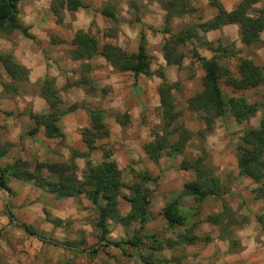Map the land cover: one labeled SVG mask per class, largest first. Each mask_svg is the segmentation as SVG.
<instances>
[{"label":"crops","instance_id":"obj_1","mask_svg":"<svg viewBox=\"0 0 264 264\" xmlns=\"http://www.w3.org/2000/svg\"><path fill=\"white\" fill-rule=\"evenodd\" d=\"M49 2L50 0L18 1L19 22L22 27L26 28V32L32 39L25 38L18 32L0 35V54L10 55L17 65L26 70V81L17 82L11 81L0 67V144L8 145V153L0 159V166L9 164L14 159L28 162L64 163L73 155V163L76 167L75 174L77 179H80L85 161H89L91 165L100 163L102 161V150L107 148L109 149L108 160L115 163L117 170L120 172L122 183L120 196L117 198L119 215L125 216L129 212V203L125 200V197L129 196L127 187L133 181H137L131 171L145 173L149 177L156 178V180L154 183L145 184L150 191V198L147 210L148 220L143 224V233L159 234L160 232L165 238L169 237L170 233L167 234L163 229L164 220L160 215V210L165 204L177 198L185 182H191L195 177L188 170L179 169L182 154L172 157L162 156L156 164H153L146 159L142 150L143 144L151 140L146 127V122L150 119L148 113L159 105L156 93L158 78L152 75L146 77L141 74L133 77L130 72L113 71L101 57H95L86 61L85 64L89 67L88 73L92 71L91 76L93 78H90V84L93 86L94 91L98 93L105 90V98L99 94L87 95L83 87L74 85L83 77V62L70 58L69 51L73 48L71 40L77 30L92 34L95 31H101L105 24L104 19L98 11V6H94L92 3L71 14L63 10L62 19L60 22H56L49 12ZM218 2L226 12L231 11L233 8L234 2L232 0H218ZM198 5L201 7L207 6V0H199ZM124 15L128 18L126 12H124ZM163 15L164 12L159 6L152 2L147 6V11L144 12L139 23H119L121 32L118 33L112 43L122 50L126 47L128 49L129 47L135 48L140 27L141 25L146 26L151 29L144 31L148 54L154 55L155 62L162 69L163 74L169 76L175 69L165 64L161 52L157 50L158 46L162 44L160 29ZM211 18L212 16L204 18L203 22ZM99 33L100 36L101 32ZM222 39L234 43L235 48L242 46L238 40V28L234 24L224 25L203 34V40L206 42L216 43ZM188 41L195 42L191 38ZM196 51L202 58L210 59L212 57V54L204 49H196ZM198 71L197 75L203 76L201 68ZM45 76L53 80V86L62 105L84 104L89 106L90 102H93L95 106L102 110L109 109L119 114H126L127 126L121 127L113 117L104 116L102 123L107 130V136L102 139H94L93 150L88 152L86 158L79 156L87 153V148L81 140V131L92 129L83 108H76L59 117L56 127L63 138L46 132L40 126L32 136H27L26 132L31 129L32 123L27 118L26 112L30 111L34 115L47 112V105L38 94L39 83ZM167 80L172 82L168 77ZM7 84L11 86L10 89L3 91V85ZM227 88L229 89L227 96L234 98H242L247 91L251 90L232 91L229 87ZM99 101H101L100 105L97 104ZM199 129H203V125H200ZM206 141L207 143L211 141V137ZM223 154L225 155V151H223ZM217 160L215 175L221 184L228 183L229 194H232V192L235 194L233 200L241 202V209L253 217L264 215V200L246 201L249 191L255 187L252 180L239 176L236 164L231 166L228 160V162L225 161L224 156L217 155ZM262 185L264 186V180ZM6 187L9 189L7 193L11 204L9 208L10 215L15 219L16 224L33 229L35 234L28 236L21 244L15 243L11 239V233L15 232V229L8 225L7 217L2 214L5 207L6 191L0 189V213L2 214H0V229L4 228L9 232L5 237L2 232L0 234V251L7 253L23 251L26 254V259H35L39 261V264H43L34 255V252L39 251L40 241H46L45 239L48 238L42 240L39 236H51L52 240H57V237L62 236V230L58 226L53 227L51 223L45 221L44 212L48 213L52 219L61 222L75 220L74 227L80 228L79 231H82L83 241L88 245L91 235L95 232L91 223L95 220L96 213L84 196L81 195L78 198L79 205H77L76 200L73 198L54 199L51 195L43 193L39 188L28 182L9 179ZM229 194L225 193L222 196L228 197ZM176 200L178 201L177 209L183 216L186 213L181 203L195 202L191 196H181ZM227 200L229 199L227 198ZM228 203L231 208L235 206L234 202ZM210 210L209 213H218L221 207ZM189 213L186 217L184 216L188 227L192 226L190 222L192 216ZM240 213L242 212L239 210L237 214ZM135 224L133 223V226ZM107 225L108 233L105 236L107 240L119 241L124 237L123 229L119 224L112 225L111 221H107ZM256 225L254 222H250L249 226H245L244 229L246 230L248 227L256 229ZM136 227L138 228V225ZM194 229L196 230L193 235L195 234L196 237L203 233L207 234L205 242L197 244L195 240L192 244L165 249L162 252L163 257H180L181 255V260L177 264H264V243L256 245L257 247L254 249L247 248L229 254L226 252L227 243L218 238V231L215 226L202 222L199 229ZM79 231L78 235L80 236ZM244 232V230L237 231L236 235H243ZM21 233L15 232L17 235ZM34 239L38 241L36 245L33 243ZM260 239L264 241L263 234ZM104 242L106 241L95 243L91 245L90 249L83 248V253L92 251L97 253L98 245ZM113 249L117 256L123 257L118 247ZM80 250L81 248H66L67 253H64L62 257L70 260L73 257L72 253ZM238 258L242 261L236 262L235 260ZM126 259L129 261V263L125 261L127 264H141L134 256ZM18 260L22 261L23 259ZM18 260L15 259L16 264H20Z\"/></svg>","mask_w":264,"mask_h":264},{"label":"trees","instance_id":"obj_2","mask_svg":"<svg viewBox=\"0 0 264 264\" xmlns=\"http://www.w3.org/2000/svg\"><path fill=\"white\" fill-rule=\"evenodd\" d=\"M155 2L164 12L163 25L172 19L189 14L192 11L191 0H151ZM259 0H241L231 11L226 12L217 0H208V5L215 10L211 19L198 23L196 26L181 29L175 34H169L166 29L163 34L168 36L161 46V56L166 65L178 66L182 56L176 51V46L183 45L190 38L196 36V32L216 30L224 25L234 24L238 28V40L244 47L255 45L259 41V33L264 30V8L256 11L255 16H249L250 6ZM264 4V0H260ZM18 0H0V34H10L18 32L23 37L32 39L22 27L18 19ZM81 0H51L49 11L56 22L62 19V11L71 14L78 9H83ZM100 15L108 21H114L112 12L106 7L100 11ZM69 51L72 60L83 62V77L74 83L75 86L83 87L85 93L90 95L94 92L93 86L87 74L89 67L86 61L95 57H101L112 70L117 72H130L133 77L141 74L143 76L154 75L149 69V58L144 52V35L139 33L136 51L125 53L119 47L112 44H101L86 32L77 30L74 32ZM203 45L215 56L205 59L196 55L195 59L200 64L203 76L200 78V90L186 100L187 109L197 114L203 125V129L196 133L203 136L212 129L216 119L230 117L235 123L247 122L253 118L256 112L261 110L258 124L255 128H247L242 132L235 147V161L239 176L252 180L255 184L250 190L251 200H264V97L258 102L247 103L242 98H234L224 95L220 89L221 85L229 87L232 91L254 89L264 82V70L254 65L248 58L233 52V43L229 46L220 45L216 42L213 47L211 42L203 41ZM228 55V57H227ZM221 58H230L234 66L236 76H231L229 70L220 65L217 61ZM0 67L4 74L12 81L25 82L26 70L17 65L10 55L0 54ZM156 76L161 80L156 93L158 96V108L160 112L161 130L160 134L152 135V139L142 146V150L147 160L156 164L162 156L172 157L181 155L186 143L192 137V133L183 126L178 125L177 118L179 112L172 103L171 88L174 86L165 82L163 74L158 72ZM10 85H3V91L9 90ZM39 96L47 105V112L41 115L26 112L27 118L31 121L32 127L26 132L27 136H32L40 126L46 132L63 138L56 127V122L62 115L83 108L86 112L92 130L81 131V140L87 148V153L79 156L86 158L88 152L93 150L94 139H102L107 136V130L102 123L104 113L101 109L88 107L84 104H71L63 106L58 98L57 91L53 86V80L44 77L38 87ZM121 118L126 115L116 114L114 120L122 127ZM175 135V139L170 141L169 137ZM8 145L0 144V159L6 154ZM102 161L96 165H91L85 161L81 178L77 179L76 167L73 163V155L68 161L62 163H42L35 162L33 167L20 160H15L11 164L0 167V189L9 192L6 182L9 179L31 183L41 189L54 199L73 198L78 199L84 196L93 206L96 216L93 226L98 232V236L103 239L108 233L107 221L118 223L122 226L130 223L138 224L137 236L134 234L130 239L121 241L128 247L138 251L137 257L141 264H177L180 257L171 256L164 258L161 256L162 250L172 249L176 246L192 244L195 237L192 235V227L186 226L185 217L178 212L177 201L165 204L161 209L165 224L170 229L181 228V231L174 234V238L158 239L152 234L140 233L143 224L148 220V206L150 191L145 186L146 183H154L156 178L149 177L145 173H134L137 181H133L128 187L129 196L125 200L129 203V212L125 216H120L117 210V198L120 196V172L114 162L109 159V150H102ZM179 169L192 170L195 179L185 182L180 196H191L194 201L201 202L205 197L219 198L224 194V187L218 178L204 176L203 172L194 166V162L186 163L181 160ZM8 222L12 221V216L7 210H3ZM44 214V219L53 227L62 224L57 219H52L48 214ZM255 221L264 235V215H256ZM205 222L215 226L218 231V238L226 241L227 253L234 254L241 250V245L232 233L234 228L240 226L235 219V214L224 204L220 212L206 217ZM23 231L32 235L35 234L29 227L22 225ZM104 240V239H103ZM144 240L148 245H144ZM121 252L119 243H114ZM146 249V253L140 251ZM144 251V250H143ZM95 251H92V253Z\"/></svg>","mask_w":264,"mask_h":264},{"label":"rangeland","instance_id":"obj_3","mask_svg":"<svg viewBox=\"0 0 264 264\" xmlns=\"http://www.w3.org/2000/svg\"><path fill=\"white\" fill-rule=\"evenodd\" d=\"M19 1V0H18ZM84 8L86 5L92 4L95 6H98V11H100L103 8L109 9L114 17V21H108L107 19H104L105 24L103 25V29L101 31H95L93 34L88 32L90 36H92L99 45L101 44H112V41L115 40L117 37L118 33L120 31L119 23L122 24H130V23H139L140 19L143 17V14L145 11H147V6H149L153 1L151 0H81ZM199 1V0H198ZM197 0H191V8L192 11L189 14L183 15L178 18H172L170 19L166 25H163L162 22V27H161V32L162 30L166 29L169 34H175L181 29H185L187 27H192L196 26L198 23H202L204 18H208L209 16H213L215 14L214 8L210 7L208 5V0H207V6L201 7L198 5ZM218 1V0H217ZM241 0H232L233 3V8L240 2ZM18 4V3H17ZM51 4V0L49 2V6ZM197 5V6H196ZM88 7V6H87ZM261 7L264 8V4L259 0L256 3L252 4L250 6L249 11L247 12L249 16H255L256 11L260 9ZM232 8V9H233ZM97 11V12H98ZM50 12V11H49ZM124 12H126V15H128V18L124 15ZM122 13V17H121ZM125 17V18H124ZM164 17V15H163ZM124 18V19H123ZM19 19V18H18ZM175 20V21H173ZM146 26L141 25L140 30L137 34V37L139 38V33H142L144 35V31H147ZM151 30V29H149ZM99 32H101V35L99 36ZM15 32H12V34ZM87 33V32H86ZM0 35H3L2 33ZM5 35V34H4ZM154 36V35H153ZM138 38H137V43H138ZM195 42H190L186 41L183 45L176 46V51L179 53V55L182 56L181 62L178 66H173V65H167V66H172L174 67L175 71H173L169 76H165L163 74L162 69L156 64V58L154 57L153 54L149 55L148 50L146 48V41L144 39V52L146 53L147 57L149 58V69L151 73H153L155 78H158L156 74L158 72H161L163 74L165 82L174 85L171 88L172 92V103L174 108L179 112V117L177 118V124L183 126L186 130L190 131L193 135L190 138V140L186 143L183 153H182V160H184L186 163H192L194 162V166L201 170L203 172L204 176H210V177H216L218 178L215 174L217 165L216 163L218 162L217 160V155H221V157H225V161L231 164L233 166L236 164L235 161V147L238 143L239 137L242 135V132L247 129V128H255L258 124L260 115H261V110L256 112L253 118L249 119L247 122H242V123H235L230 117H224L221 119H216L214 122V125L212 129L210 130L209 133L204 134L203 136L197 135L196 133L200 132L202 129L200 128L201 122L198 119V116L196 113L193 111H190L187 109L186 106V100L193 96L197 91L200 90V76L197 75L198 70L200 69V64L196 61L195 57L196 55L200 57V55L197 53L196 49H204L206 51H209L208 48H206L205 45H203V34L196 32V36L191 38ZM168 40V36L166 34L162 33V44L164 41ZM218 43L220 45H225L229 46L230 42L228 40H218ZM212 46L215 47L216 43L211 42ZM161 45L158 46V51L161 52ZM137 47V46H136ZM136 47H129V49L126 47V49H123L125 53H134L136 51ZM233 52H239V55H242L244 58H248L254 65L257 67H260L262 70H264V30L259 33V41L250 47H244L241 46L240 48H235L234 43H233ZM210 52V51H209ZM211 53V52H210ZM212 54V53H211ZM228 57V55H227ZM215 59V56L212 54V59ZM220 65L226 67L229 70V73L231 76H236L235 75V69L234 66L231 62L230 58H221L218 59L217 61ZM107 66H109L107 63H105ZM114 71V70H113ZM92 71H90L88 74V78L92 79L93 76H91ZM147 77V76H146ZM167 77L170 78L172 82H169L167 80ZM196 77V78H195ZM158 84L156 85V90L158 85L161 83V80L158 78ZM23 87V86H22ZM221 91L223 94L227 95L229 93V89L225 87L224 85H221L220 87ZM101 95V97L105 98V90H101L98 93L97 92H92L90 93L89 96L93 95ZM262 97H264V82L258 85V87L251 89L247 91L243 96L242 99H244L247 103H252V102H258ZM101 101H99L97 104L100 105ZM66 106V105H63ZM88 107L95 108V109H100L98 106H95L93 102H90V105ZM102 110V109H101ZM104 113V116H109V117H115L116 114H119L118 112L111 111V110H102ZM120 116L123 114H119ZM126 115V114H124ZM149 116V121L146 122V127L148 130V135L151 136L155 133L156 135L160 134L161 130V121H160V112L159 108L155 107L148 113ZM122 127L127 126L128 121H127V115L126 118H121ZM211 137V141H208ZM170 141H173L175 139V135H172L169 137ZM107 149V148H105ZM109 150V149H107ZM223 151H225V155L223 154ZM8 153V148L7 152ZM5 154V155H6ZM4 155V156H5ZM3 156V157H4ZM2 157V158H3ZM15 160L19 159H14L11 161V163ZM228 160V161H227ZM21 161V160H20ZM26 162L30 168L33 167V164L36 161H24ZM9 163V164H11ZM6 165V164H5ZM4 166V165H3ZM2 167V166H0ZM179 167V166H178ZM192 176L195 177L194 172L192 170H188ZM8 182V181H7ZM6 182V183H7ZM224 187V194H229L228 191V183L222 184ZM41 190V189H40ZM43 192V191H42ZM44 193V192H43ZM46 194V193H45ZM223 194V195H224ZM9 196V194H8ZM228 197L225 196H220L219 198L215 197H205L201 202H193L188 204L184 202L183 204L181 203L182 207H184L185 211V217L189 213L192 218L190 219V222L192 223V235L195 232L197 228L199 229L201 227L202 222L205 223V219L209 215H213L216 213H209L211 212L210 209L212 208H220L222 204H224L226 207H228L234 214H235V219L240 224V226H237L233 230L234 236L238 239L239 244L241 245V250L242 249H254L257 247L259 244L264 243L260 239V236L262 235V232L260 230L259 225L255 221V216L253 217L251 214L245 213L241 208L242 204L239 201L233 200L235 194L232 192V194L227 195ZM181 197V196H180ZM224 197V198H223ZM251 193L249 191L248 196L246 201H252L251 200ZM179 197L177 196L176 199ZM227 198L229 200H227ZM175 199V200H176ZM6 200V199H5ZM173 200V201H175ZM177 201V200H176ZM221 201V202H220ZM228 202H234V207L231 208L229 206ZM5 203V202H4ZM75 203L79 205V199H76ZM170 203V202H169ZM178 204V201H177ZM11 204L8 202L6 203L4 209L9 212ZM178 207V206H177ZM186 208V209H185ZM162 209V208H161ZM188 209V210H187ZM241 211L242 213L237 214L238 211ZM95 212V210H94ZM178 212L183 215L179 209ZM10 213V212H9ZM46 213V212H44ZM207 213V214H205ZM1 214V213H0ZM3 214V211H2ZM1 214V215H2ZM48 214V213H46ZM49 215V214H48ZM160 215L161 210H160ZM4 216V214H3ZM200 217V218H198ZM163 219V218H162ZM15 220V219H14ZM164 220V219H163ZM75 222L72 220H66L62 222L58 227L62 230V236L57 237V240H52L51 236H46V235H40L39 238L43 240V238H48L45 239L46 241H40V248L39 251L36 253L34 252V255L38 257V260H41V263L43 264H127L129 261L126 259L130 256H134L138 259L137 253L138 251L135 249H132L128 247L125 244H121V241L130 239L134 234L137 232V225L133 226V223H130V225L127 226H122L120 227L123 229L124 232V237L119 239V241L116 240H107L105 236H103V239L98 236L97 230H95L93 223L95 222L92 221L91 226L95 230L94 234L91 235L88 245L85 244L83 241V236L82 231H79L80 228H75L73 223ZM80 222V221H79ZM250 222H254L256 225L255 228H246L244 229L245 226H249ZM11 227H13L15 232L17 233H22L21 234H15V232L11 233V239L15 241V243L21 244L24 242L28 236L23 229L21 228L22 225L19 224H14L11 222H8ZM77 223V221H76ZM112 225L118 224L111 222ZM186 224V221H185ZM187 226V225H186ZM197 226V227H196ZM139 227V226H138ZM164 231L167 232V234L170 233L169 237L167 238H174V234L178 233L181 231V228H173L170 229L167 227L164 221ZM34 231L33 229H31ZM107 230H108V225H107ZM245 231L243 235L237 236L236 232L237 231ZM78 231L80 233V236L78 235ZM2 232V235H5L8 232V230H5L4 228L0 229V234ZM141 234L143 233V228L142 231L140 232ZM154 235L158 239H165V237L162 235V233L159 232V234H154V233H148ZM195 235V234H194ZM193 235V236H194ZM137 236V234H136ZM161 236V237H160ZM196 237V236H194ZM207 234L203 233L200 234L199 237H196L195 240L197 244H201L206 241ZM100 241H106L103 244L98 245V252L97 253H83V248L84 249H90L91 245H94L95 243H100ZM37 240L34 239L33 243L34 245L37 244ZM114 243H119V247L123 249L124 252H122L123 257L117 256V253L114 251ZM59 244H63L69 247H73L74 249L81 248V250L74 251L72 253L73 257L70 260L64 259L62 256L64 253H67L64 247H61ZM148 245V242L144 240V245ZM110 245V246H109ZM257 245V246H256ZM77 247V248H76ZM113 247V248H112ZM63 249V250H61ZM144 250V251H143ZM140 253L145 254L146 249L144 248ZM163 252V250H162ZM162 252L160 253L161 256ZM36 253V254H35ZM12 254V255H11ZM17 254V255H16ZM24 254V255H21ZM96 254V255H93ZM21 255V256H20ZM26 254L23 251H19L18 253H7L5 251H0V264H16L15 259H23L22 261L18 260L20 264H39V261L33 259H26L25 258ZM28 256V255H27ZM181 257V255H180ZM123 258V259H120ZM139 260V259H138ZM127 261V263L125 262ZM236 262L242 261L241 259H236ZM121 262V263H120Z\"/></svg>","mask_w":264,"mask_h":264},{"label":"water","instance_id":"obj_4","mask_svg":"<svg viewBox=\"0 0 264 264\" xmlns=\"http://www.w3.org/2000/svg\"><path fill=\"white\" fill-rule=\"evenodd\" d=\"M9 200V196H8V193L6 192V200H5V205L6 203L8 202ZM12 222L13 223H17L13 218H12ZM61 247H64V248H67V249H74L73 247H69V246H66V245H63V244H59Z\"/></svg>","mask_w":264,"mask_h":264}]
</instances>
